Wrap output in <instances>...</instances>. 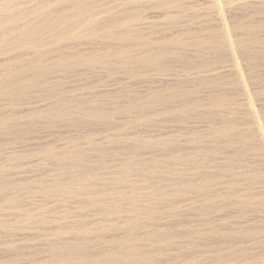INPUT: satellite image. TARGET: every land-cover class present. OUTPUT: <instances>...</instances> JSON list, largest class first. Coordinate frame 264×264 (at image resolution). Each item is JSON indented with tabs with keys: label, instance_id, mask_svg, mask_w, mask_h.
<instances>
[{
	"label": "rangeland",
	"instance_id": "1",
	"mask_svg": "<svg viewBox=\"0 0 264 264\" xmlns=\"http://www.w3.org/2000/svg\"><path fill=\"white\" fill-rule=\"evenodd\" d=\"M211 1L0 0V264H264V149ZM228 7L264 121V0Z\"/></svg>",
	"mask_w": 264,
	"mask_h": 264
},
{
	"label": "bare ground",
	"instance_id": "2",
	"mask_svg": "<svg viewBox=\"0 0 264 264\" xmlns=\"http://www.w3.org/2000/svg\"><path fill=\"white\" fill-rule=\"evenodd\" d=\"M25 1V0H24ZM71 1V0H70ZM76 0H74V2H75ZM123 1V0H122ZM127 1H129V2H149V1H152V0H127ZM213 2H214V6H215V12L217 13V16L218 17H216V18H218L217 20H219V26H220V28H221V35H222V39H223V43H224V46L226 47V49H227V51H228V53H229V56H230V60H231V62H232V64H233V71L235 70V72H236V75H237V79H238V82L240 83V88H242V90H243V94L246 96V100L248 101L247 103H248V107H249V110H250V115H251V117H252V119L251 120H253V125H255V127H256V131H257V136H258V138H259V141H260V144L262 145V147H263V149H264V121H261V119L259 118V115H258V112H257V110H255L256 108H254V104H253V100H255V99H253V94H252V92L250 91V89H249V86H248V84L246 83V78H245V74H244V71H242V68H241V66H240V63H239V59H241L240 57H242V56H244L243 54H242V51H243V48H244V46H245V44H243V41L242 40H240L239 38H238V33H237V29L235 28L236 26H234L233 24H232V21L230 22L229 20H228V18L229 17H226V13L227 12H229V7H228V2L230 1V0H212ZM211 1V2H212ZM222 1H223V3H222ZM240 1V0H239ZM15 2V1H14ZM96 2V1H95ZM154 2V1H153ZM4 3V2H3ZM11 3V2H10ZM17 3V2H16ZM76 3V2H75ZM79 3V2H78ZM120 3H121V1H120ZM125 3H126V0H125ZM125 3H124V5H125ZM45 4H47V3H45ZM70 4V3H69ZM68 4V5H69ZM13 5V4H12ZM38 5V4H37ZM37 5H36V7H37ZM50 5H52L51 3H50ZM74 5V4H73ZM80 5V4H79ZM157 5H158V3H157ZM142 6H144V5H142ZM146 6V5H145ZM148 6V5H147ZM2 7V6H1ZM36 7H34V8H36ZM46 7V6H45ZM132 7H134V6H132ZM138 7V6H137ZM140 7H141V5H140ZM50 8V7H49ZM62 8V7H61ZM123 8H125V7H123ZM128 8H129V6H128ZM5 9V8H4ZM42 9V10H41ZM69 9H71V8H69ZM82 9V8H81ZM6 10V9H5ZM30 10V9H29ZM35 10H37V8L35 9ZM39 10H41V11H44L45 9H44V6L43 7H41V8H39L38 9V11ZM34 11V10H33ZM141 11H143V10H141ZM46 12V11H45ZM129 12H131V11H129ZM35 13V11L33 12V13H31V11H28L27 10V13L26 14H22V15H20V16H15V17H13L15 20H14V23L15 22H17V23H24V21L25 20H29L28 19V16H31L30 14H34ZM39 13H40V11H39ZM61 13V12H60ZM132 13H134V12H132ZM129 14V15H127V16H125L124 17V19H122L121 20V22H120V24L121 25H123V26H126V27H128V28H130L131 26H133L132 24H133V22L137 19V15H135V14ZM230 13H231V11H230ZM55 14V13H54ZM70 14V13H69ZM76 14H77V12H76ZM42 15V14H41ZM59 15V14H58ZM108 15V14H107ZM230 15V14H229ZM45 16H46V14H45ZM90 16V15H89ZM93 16V15H92ZM91 16V17H92ZM228 16V15H227ZM33 17V16H32ZM36 17H38V16H36ZM61 17V16H60ZM90 17V18H91ZM144 17V16H143ZM9 18H11V17H9ZM27 18V19H26ZM89 18V19H90ZM32 19V18H31ZM42 19H44V18H42ZM61 19H62V17H61ZM96 19V17L94 18V17H92L90 20H89V22H92V21H94ZM11 20H13V19H11ZM11 20H10V22H11ZM49 20V19H48ZM85 20V19H84ZM106 20V19H105ZM104 20V21H105ZM9 21V19H7V22ZM54 21V20H53ZM57 21V20H56ZM26 22V21H25ZM51 22V21H50ZM59 22V21H58ZM64 22V21H63ZM0 23H2L1 21H0ZM9 23V22H8ZM12 23H13V21H12ZM11 23V24H12ZM48 23V22H47ZM97 23V22H96ZM139 23V22H138ZM141 23V22H140ZM139 23V24H140ZM5 24V23H4ZM138 24V25H139ZM2 25V24H1ZM9 25V24H8ZM16 25H18V24H16ZM48 25V24H47ZM51 25V24H50ZM85 25H86V22H85ZM135 25V24H134ZM141 25V24H140ZM12 26V25H11ZM19 26V25H18ZM43 26V25H42ZM4 27V26H3ZM45 27V26H44ZM52 27V26H51ZM100 27V26H99ZM120 27V26H119ZM13 28V27H12ZM16 28H17V26H16ZM89 28V27H88ZM140 28V27H139ZM238 28V27H237ZM31 29V28H30ZM85 29H87V28H85ZM36 30V29H35ZM124 30V29H123ZM128 30V29H127ZM135 30H137L136 28H135ZM39 31V30H38ZM120 31H122V29H120ZM129 31V30H128ZM134 31V30H133ZM140 32V31H139ZM34 33V32H33ZM60 34H62V33H60ZM28 35V34H27ZM49 35V34H48ZM59 35V34H58ZM137 36H138V34H136ZM136 36V37H137ZM167 36V35H166ZM177 36V35H176ZM195 36V35H194ZM56 37V36H55ZM208 37V36H207ZM129 38V37H128ZM128 38H126V39H128ZM190 38V37H189ZM133 39H135V38H133ZM218 39V38H217ZM245 39V38H244ZM131 40V39H130ZM167 41V40H166ZM253 42V41H252ZM255 42V41H254ZM115 43V42H114ZM135 43V42H134ZM142 43V42H141ZM28 44H30V45H28ZM133 43H129V44H127L125 47H124V49H119V51H117L116 49V51L117 52H114L113 53V56L115 57V58H117L118 60H122V62L123 61H125L126 63H128V62H131L132 61V48H133V45H132ZM50 45V44H49ZM53 45V44H52ZM56 45V44H55ZM41 46H43V45H41V44H35V43H33V44H31V42H23L21 45H19L18 47L19 48H21V49H26L25 51L27 52V50L29 51V49L31 50V49H34L33 51H35L37 48H40ZM142 46V45H141ZM106 47V46H105ZM202 47V46H201ZM209 47V46H208ZM168 48V47H167ZM214 48V47H213ZM50 49V48H49ZM205 49V48H204ZM203 49V50H204ZM8 50V49H7ZM7 50H3V51H0V52H2V53H0V59L1 58H3V57H5L4 55V53H8L7 52ZM199 50V49H198ZM10 51H11V49H10ZM32 51V52H33ZM50 51V50H49ZM52 51V50H51ZM195 51V50H194ZM29 52H31V51H29ZM46 52H47V49H46ZM41 53V52H40ZM44 53V52H43ZM75 53V52H74ZM16 54V53H15ZM24 54H26V53H24ZM31 54V53H30ZM7 55V54H6ZM19 55V54H18ZM33 55V54H32ZM74 55V54H73ZM134 55V54H133ZM12 56V55H11ZM17 56V55H16ZM39 56V55H38ZM45 56V55H44ZM59 56V55H58ZM72 56V55H71ZM32 57V56H31ZM46 57V56H45ZM55 57H57L56 55H55ZM12 58V57H11ZM10 58V59H11ZM244 58V57H243ZM34 59V58H33ZM46 59V58H45ZM144 59V58H143ZM244 59H246V58H244ZM56 60H58V59H56ZM61 60V59H60ZM90 60V59H89ZM41 61V60H40ZM47 61V60H46ZM91 61V60H90ZM143 61V60H142ZM164 61V60H163ZM1 62V61H0ZM48 62V61H47ZM60 62V61H59ZM59 62H57V63H59ZM62 62H63V60H62ZM209 62V61H208ZM88 63V62H87ZM65 64H66V62H65ZM25 65V64H24ZM27 65V64H26ZM49 66H50V64H48ZM55 65H56V63H55ZM85 65V64H84ZM225 66V65H224ZM231 66V65H230ZM248 66V65H247ZM29 67V66H28ZM32 70L34 71H32L33 73H37V74H40V73H48L47 71H48V67L46 68L44 65H43V63H34L32 66ZM57 67V66H56ZM55 67V68H56ZM58 68V67H57ZM66 68V67H65ZM134 68V67H133ZM216 68V67H215ZM221 68H222V66H221ZM235 68V69H234ZM24 70V69H23ZM62 70V69H61ZM28 71V70H27ZM210 71V70H209ZM214 71V70H213ZM212 71V73H214ZM224 71V70H223ZM21 72V71H20ZM23 72V71H22ZM207 72H208V70H207ZM245 72H246V70H245ZM200 73V72H199ZM220 73H222V71L220 72ZM234 73V72H233ZM29 74V73H28ZM32 74V73H31ZM30 74V75H31ZM50 74V73H49ZM49 74H47V75H49ZM211 74V73H210ZM217 74H219V73H217ZM216 74V75H217ZM212 75V74H211ZM209 76V75H208ZM27 77V76H26ZM42 77V76H41ZM212 77V76H211ZM247 77V76H246ZM18 78V77H17ZM24 78V77H23ZM216 78H218V76L216 77ZM236 78V77H235ZM15 79V78H14ZM27 79V78H26ZM37 79V78H36ZM9 80V79H8ZM24 80V79H23ZM170 80V79H169ZM15 81H16V79H15ZM19 83V82H18ZM27 83V82H26ZM238 83V84H239ZM11 85V84H10ZM209 86V85H208ZM13 87V86H12ZM2 88V87H1ZM179 88V87H178ZM14 89V88H13ZM174 89V88H173ZM2 90V92H3V89H1ZM6 91V90H5ZM12 91V90H11ZM10 91V92H11ZM182 91V90H181ZM1 92V91H0ZM156 92V91H155ZM186 92V91H185ZM242 92V91H241ZM21 93V92H20ZM23 93V92H22ZM169 94V93H168ZM13 96V95H12ZM257 98V97H256ZM144 102V101H143ZM92 114H94V113H92ZM62 115V114H61ZM250 120V121H251ZM238 128V127H237ZM247 128H248V126H247ZM221 130H222V127H221ZM247 130V129H246ZM245 131V130H244ZM248 131V130H247ZM253 131H255V130H253ZM222 132V131H221ZM243 133V132H242ZM242 133H241V135H242ZM246 134V133H245ZM255 135H256V133H255ZM248 136V135H247ZM244 138H245V136H244ZM250 139V138H249ZM253 140V139H252ZM245 142V141H244ZM243 143V142H242ZM248 144H249V142H248ZM250 148V147H249ZM258 148V147H257ZM259 151V150H258ZM259 153V152H258ZM263 153V152H262ZM180 155V154H179ZM177 161V160H176ZM146 164V163H145ZM99 165V164H98ZM128 173V172H127ZM181 174V173H180ZM87 176H91L89 173H88V175ZM87 176H85L86 178H87ZM79 181V180H78ZM84 181V180H83ZM191 183V182H190ZM81 184V183H80ZM189 184V183H188ZM176 189H177V187H176ZM190 189V188H189ZM176 194H179V193H176ZM98 195V194H97ZM6 200V199H5ZM101 202H102V200L103 199H99ZM96 202H99V201H97V199L95 200ZM95 202V203H96ZM101 202H99V203H101ZM73 257H75V258H73ZM73 257H71V258H67L66 259V257H65V259L64 260H62L61 261V264H77L78 263V261H79V257H77V256H73ZM134 259V258H133ZM14 263V262H13Z\"/></svg>",
	"mask_w": 264,
	"mask_h": 264
}]
</instances>
